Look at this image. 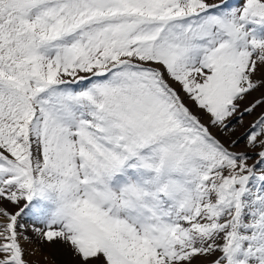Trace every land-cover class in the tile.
Masks as SVG:
<instances>
[{
    "label": "snow or ice",
    "instance_id": "6c2138e0",
    "mask_svg": "<svg viewBox=\"0 0 264 264\" xmlns=\"http://www.w3.org/2000/svg\"><path fill=\"white\" fill-rule=\"evenodd\" d=\"M0 264H264V0H0Z\"/></svg>",
    "mask_w": 264,
    "mask_h": 264
}]
</instances>
